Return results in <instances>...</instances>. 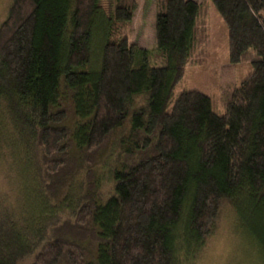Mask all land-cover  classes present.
<instances>
[{"label":"trees","instance_id":"obj_1","mask_svg":"<svg viewBox=\"0 0 264 264\" xmlns=\"http://www.w3.org/2000/svg\"><path fill=\"white\" fill-rule=\"evenodd\" d=\"M210 1L228 62L251 68L223 114L200 91L173 96L196 1L156 0L152 55L124 33L133 0H114L111 14L100 0L11 1L0 148L20 155L37 209L21 220L0 207V264H191L224 206L264 264V0Z\"/></svg>","mask_w":264,"mask_h":264},{"label":"rangeland","instance_id":"obj_2","mask_svg":"<svg viewBox=\"0 0 264 264\" xmlns=\"http://www.w3.org/2000/svg\"><path fill=\"white\" fill-rule=\"evenodd\" d=\"M12 0H0V24L5 20ZM199 5L196 27V44L186 65L183 78L174 90L175 96L182 91L197 90L212 99L217 114H223L233 90L248 75L251 68L247 63L232 65L228 62V42L226 26L210 0H194ZM135 9L131 21L124 26L128 42L148 50L149 55L155 52V16L156 0H133ZM114 0H100L101 6L108 14L113 13ZM101 31H97L96 39ZM140 103V98L137 99ZM13 157L0 148V207L13 210L21 220L31 217L37 209L36 202L26 198L32 187L30 174L22 175L23 164L18 152ZM104 160L99 158L95 170L104 175ZM97 174V175H98ZM84 172L77 173L74 184L84 180ZM111 183L102 178L100 190L108 194ZM63 192L59 194V199ZM56 202V199L51 200ZM104 202V201H103ZM32 257L20 264L32 263ZM189 264V262L187 263ZM191 264H260L256 249L234 225V215L228 206H224L217 219L213 234Z\"/></svg>","mask_w":264,"mask_h":264}]
</instances>
